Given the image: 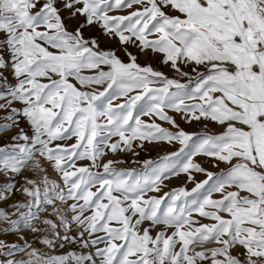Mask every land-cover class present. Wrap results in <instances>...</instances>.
Instances as JSON below:
<instances>
[{"label":"snow or ice","instance_id":"6c2138e0","mask_svg":"<svg viewBox=\"0 0 264 264\" xmlns=\"http://www.w3.org/2000/svg\"><path fill=\"white\" fill-rule=\"evenodd\" d=\"M0 264H264V0H0Z\"/></svg>","mask_w":264,"mask_h":264},{"label":"rangeland","instance_id":"374dc122","mask_svg":"<svg viewBox=\"0 0 264 264\" xmlns=\"http://www.w3.org/2000/svg\"><path fill=\"white\" fill-rule=\"evenodd\" d=\"M182 127H186V130H188V131H197V130H199V129H198V126H197V127H187V126H185V125L182 124ZM156 156H157V151H156V150H153V151L151 152V157H152V158H156ZM142 158H148V157L145 156L144 154H142ZM200 178H202V177H198V179H200ZM177 183H179V182H178V181H173V182L170 184V187H171V186H175Z\"/></svg>","mask_w":264,"mask_h":264}]
</instances>
